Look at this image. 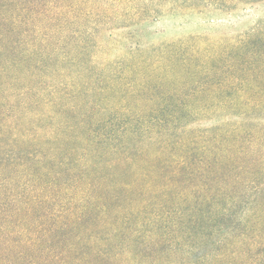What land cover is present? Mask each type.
I'll return each instance as SVG.
<instances>
[{"label":"trees","instance_id":"1","mask_svg":"<svg viewBox=\"0 0 264 264\" xmlns=\"http://www.w3.org/2000/svg\"><path fill=\"white\" fill-rule=\"evenodd\" d=\"M262 2L0 0V264H163L175 253L197 203L224 198L223 174L264 147L252 124L264 79L248 75L264 59V21L214 45L142 48L132 29ZM214 115L243 118L195 128Z\"/></svg>","mask_w":264,"mask_h":264},{"label":"rangeland","instance_id":"2","mask_svg":"<svg viewBox=\"0 0 264 264\" xmlns=\"http://www.w3.org/2000/svg\"><path fill=\"white\" fill-rule=\"evenodd\" d=\"M244 8L226 13L163 16L147 23L144 28L133 27L132 30H138V37L142 34V48L178 40H193L199 45L221 44L224 40H235L257 22L264 21V2ZM130 29L114 30V38L119 43H125L126 38L130 39L127 37ZM116 53L105 59H113ZM259 65V71H249L248 75L264 79V59ZM262 88L264 89V84ZM223 95L234 98L231 90L225 91ZM241 102L252 105L246 99ZM242 118L235 115H214L200 121L195 128L215 130L225 124H241ZM252 124L256 126L255 129L261 128L264 133V118ZM242 144L250 146L247 141ZM241 160H246L242 167L223 174L229 182L223 191L224 198L197 203L195 215L184 221L182 229L176 235L175 253L166 251L163 254V264H213L212 260L218 255L223 256L224 264H228L234 257H239L238 261L245 264H264V147L259 153L247 155L244 159L241 157ZM247 162L255 164L249 165Z\"/></svg>","mask_w":264,"mask_h":264}]
</instances>
